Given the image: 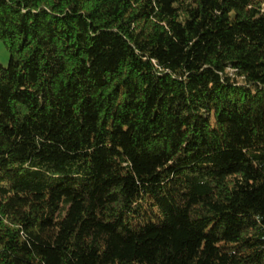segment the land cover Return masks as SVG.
Here are the masks:
<instances>
[{"label":"trees","instance_id":"1","mask_svg":"<svg viewBox=\"0 0 264 264\" xmlns=\"http://www.w3.org/2000/svg\"><path fill=\"white\" fill-rule=\"evenodd\" d=\"M0 264H264V0H0Z\"/></svg>","mask_w":264,"mask_h":264},{"label":"rangeland","instance_id":"2","mask_svg":"<svg viewBox=\"0 0 264 264\" xmlns=\"http://www.w3.org/2000/svg\"><path fill=\"white\" fill-rule=\"evenodd\" d=\"M0 63L4 67H8L10 63V53L1 40H0Z\"/></svg>","mask_w":264,"mask_h":264}]
</instances>
